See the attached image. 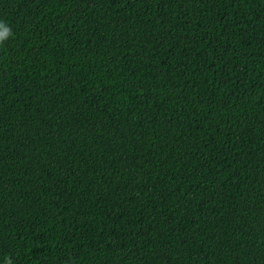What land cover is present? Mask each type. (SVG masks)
<instances>
[{
    "label": "trees",
    "instance_id": "obj_1",
    "mask_svg": "<svg viewBox=\"0 0 264 264\" xmlns=\"http://www.w3.org/2000/svg\"><path fill=\"white\" fill-rule=\"evenodd\" d=\"M0 23V264H264V0Z\"/></svg>",
    "mask_w": 264,
    "mask_h": 264
},
{
    "label": "clouds",
    "instance_id": "obj_2",
    "mask_svg": "<svg viewBox=\"0 0 264 264\" xmlns=\"http://www.w3.org/2000/svg\"><path fill=\"white\" fill-rule=\"evenodd\" d=\"M0 26H5L3 23H0ZM11 34V30L9 28H5L4 31H0V41H3L4 39H6L9 35ZM6 264H12L11 260L8 259L6 261Z\"/></svg>",
    "mask_w": 264,
    "mask_h": 264
}]
</instances>
